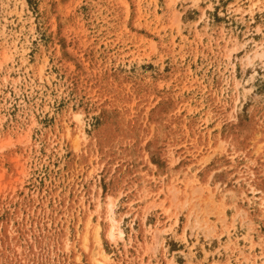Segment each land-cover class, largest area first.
<instances>
[{
    "label": "rangeland",
    "instance_id": "1",
    "mask_svg": "<svg viewBox=\"0 0 264 264\" xmlns=\"http://www.w3.org/2000/svg\"><path fill=\"white\" fill-rule=\"evenodd\" d=\"M0 264H264V0H0Z\"/></svg>",
    "mask_w": 264,
    "mask_h": 264
},
{
    "label": "bare ground",
    "instance_id": "2",
    "mask_svg": "<svg viewBox=\"0 0 264 264\" xmlns=\"http://www.w3.org/2000/svg\"><path fill=\"white\" fill-rule=\"evenodd\" d=\"M119 232V231H118ZM119 234H121V232H119Z\"/></svg>",
    "mask_w": 264,
    "mask_h": 264
}]
</instances>
